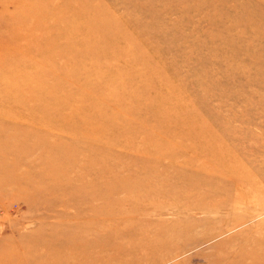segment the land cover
<instances>
[{
	"label": "rangeland",
	"instance_id": "374dc122",
	"mask_svg": "<svg viewBox=\"0 0 264 264\" xmlns=\"http://www.w3.org/2000/svg\"><path fill=\"white\" fill-rule=\"evenodd\" d=\"M0 14V264H264V0H0ZM218 147L237 185L138 202L212 177Z\"/></svg>",
	"mask_w": 264,
	"mask_h": 264
},
{
	"label": "bare ground",
	"instance_id": "6f19581e",
	"mask_svg": "<svg viewBox=\"0 0 264 264\" xmlns=\"http://www.w3.org/2000/svg\"><path fill=\"white\" fill-rule=\"evenodd\" d=\"M7 1V0H6ZM13 1V0H12ZM3 2V1H2ZM4 3V2H3ZM6 3H8V2H6ZM14 3V2H13ZM18 7V9H19V6H15V9L14 10H16V8ZM34 9V8H33ZM22 11V10H21ZM29 12H31L32 10L31 9H29L28 10ZM3 12V11H2ZM15 12V11H14ZM28 12V13H29ZM32 12H35V11H32ZM31 12V13H32ZM27 13V12H26ZM25 12L23 13V14H26ZM30 13V14H31ZM1 15V14H0ZM4 15H6V14H4ZM3 15V16H4ZM19 15V14H18ZM2 16V15H1ZM12 16V15H11ZM33 16V15H32ZM20 17V16H19ZM26 17H28L27 15L23 18V20H25V18ZM29 17L31 18V15H29ZM12 18V17H11ZM15 18H16V16H15ZM29 18V19H30ZM26 19H28V18H26ZM28 19V20H29ZM11 20H13V19H11ZM10 21V20H9ZM9 21H8V23H9ZM11 22V21H10ZM13 22V21H12ZM11 22V24L12 25H14V23H12ZM10 24V23H9ZM9 24H7V26L9 25ZM10 24V25H11ZM11 25V26H12ZM6 26V27H7ZM8 27H10V26H8ZM32 29H30V31H31ZM4 31H5V28H4ZM10 31V30H9ZM11 33V32H10ZM2 34V33H1ZM3 35H4V33H3ZM62 35V34H61ZM2 36V35H1ZM3 37V36H2ZM18 38H19V36H18ZM25 38V37H24ZM3 39V38H2ZM1 39V40H2ZM20 39H22L21 37L19 38V41H20ZM28 40H30V39H28ZM27 40V42H29ZM32 41H33V39H31ZM30 40V41H31ZM35 41H36V39H34ZM2 41H4V40H2ZM2 41L0 42L1 44H2ZM26 41V40H25ZM14 42H16L15 40H14ZM22 42V41H21ZM27 42H24V43H26V44H28ZM7 43V42H6ZM11 43V42H10ZM9 43V44H10ZM35 43V42H34ZM20 44V43H19ZM37 44V43H36ZM20 45H22L23 46V44L21 43ZM35 45V44H34ZM35 46H37V45H35ZM1 47H3V46H1ZM30 47V45L28 44V48ZM34 47V46H33ZM33 47H31V48H33ZM27 48V49H28ZM26 49V50H27ZM37 50V49H36ZM31 51V50H30ZM34 51V50H33ZM28 52V51H27ZM9 57V56H8ZM11 57V56H10ZM12 58H13V56H12ZM12 58H11V61H12ZM15 58V57H14ZM7 60H8V58H7ZM208 150V149H207ZM205 152H207L206 154H209V156L210 157H212V164H211V166H212V168L211 169H214L215 170V173L214 174H212V177H203V178H195V180H192V179H189V178H187V179H185V181L184 182H182V183H180V184H178V185H171V186H169V187H164L163 189L161 188V186H165L166 184H167V182H165L164 180H162L160 183H162V184H157L156 185V187H154V189H149V190H146V191H143V192H140V193H138V195H137V199H138V202L139 201H143L144 199H146V198H148V197H151L152 199H151V203H153L154 204V202L156 201L155 199V197H165V198H163V199H170L171 200V198H172V196H173V194H175L176 192H179V193H184V194H186V196H184L183 194V196H184V199L185 198H187L186 200H185V202H187V200L193 195V196H196L197 198H198V196L195 194L196 192H198V191H200V189H198V188H201V186H204V185H206V188L207 187H209L208 189H209V191H208V189H207V191H208V193H210V192H212V194H215L216 195V193H219L222 189L219 187V183H221L222 181H224V177L226 176L228 179H227V181H229V182H231V184H233V185H237V181H236V179L234 178V177H232L231 175H227V174H224L223 173V167L225 166V163L226 162H228V163H230V162H232V164H234V165H237L238 164V162H239V160L237 159V157H233V158H231V159H229V160H227L225 157V155L223 154L224 152L223 151H221V148H213V149H210V150H208V151H205ZM204 152V153H205ZM203 153V154H204ZM237 161V162H236ZM153 166V165H152ZM154 167V166H153ZM4 172H8V169H6V168H4V167H2V166H0V174H3V176H7V177H10V175L9 174H6V173H4ZM12 177H14V176H12ZM11 177V178H12ZM16 178V177H15ZM17 181V180H16ZM120 183H121V181H119V180H117L116 181V183L114 184L115 185V187H113L112 185H111V187H108V184H107V187H105L106 189H105V192H107V191H110L109 193H117V192H119V190L118 189H120L119 188V185H120ZM41 184V183H40ZM44 184L45 185H48L49 183H46V182H44ZM156 190V191H155ZM153 191V192H152ZM102 192V194H104V191H101ZM208 193H206V191L205 192H203V196H207V194ZM90 194V196L92 195V193H89ZM88 194V195H89ZM195 197V198H196ZM200 197H201V195H200ZM136 199V198H135ZM199 200V199H198ZM182 203H184V202H182ZM197 204H198V206L199 207H201L202 208V210L204 209L205 211H208V212H211L210 210H214L215 211V207H216V204L215 205H211V203L210 204H204V203H201V202H199V201H197ZM157 205V204H156ZM173 205H176V204H174V203H172V204H170V206L169 207H171V206H173ZM160 207L159 208H161L162 207V205H159ZM168 207V208H169ZM213 207V209H210V208H212ZM221 207H223V206H221ZM163 208H165V207H162V209ZM213 211V212H214ZM212 212V213H213ZM191 228H193L192 227V225H187L186 224V226H183V227H173L172 229H171V231H175V234H169V236L168 237H170V238H174V237H176L177 236V238H179L182 234H183V232L184 233H187V231H189ZM177 240V239H176ZM185 245V243H183V245H182V247H181V250L183 251L184 249H188V246H187V244H186V246H184ZM193 247H195V245H192V248ZM180 250V249H179ZM163 260L164 259H166V258H162ZM166 261V260H165Z\"/></svg>",
	"mask_w": 264,
	"mask_h": 264
}]
</instances>
